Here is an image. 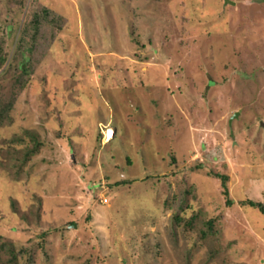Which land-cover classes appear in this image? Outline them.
<instances>
[{
    "label": "rangeland",
    "instance_id": "1",
    "mask_svg": "<svg viewBox=\"0 0 264 264\" xmlns=\"http://www.w3.org/2000/svg\"><path fill=\"white\" fill-rule=\"evenodd\" d=\"M259 203L264 0H0V264H264Z\"/></svg>",
    "mask_w": 264,
    "mask_h": 264
},
{
    "label": "trees",
    "instance_id": "2",
    "mask_svg": "<svg viewBox=\"0 0 264 264\" xmlns=\"http://www.w3.org/2000/svg\"><path fill=\"white\" fill-rule=\"evenodd\" d=\"M45 14H46V11L43 10V11H42V15L44 16ZM38 20H39V14L34 13L32 19L30 20V21H31V24H32L33 27L36 28V25H38V24H37ZM221 179H222V185H223V192H224V194H225L226 197H227V195H228V188H227V186H226V182H225V181H226V177L221 175ZM125 182H126V181L122 180V181H120V182H117L116 184H123V183H125ZM228 202H230V201L228 200ZM249 203H250V205H252V206H253V205H256V203H254V202H252V201H250ZM257 206H258L259 210L261 211V213L264 215V206H263V204H262V203H259V205L257 204Z\"/></svg>",
    "mask_w": 264,
    "mask_h": 264
},
{
    "label": "bare ground",
    "instance_id": "3",
    "mask_svg": "<svg viewBox=\"0 0 264 264\" xmlns=\"http://www.w3.org/2000/svg\"><path fill=\"white\" fill-rule=\"evenodd\" d=\"M113 135H114V130L112 128H108L106 130V135H105L106 138L111 139L113 137Z\"/></svg>",
    "mask_w": 264,
    "mask_h": 264
},
{
    "label": "water",
    "instance_id": "4",
    "mask_svg": "<svg viewBox=\"0 0 264 264\" xmlns=\"http://www.w3.org/2000/svg\"><path fill=\"white\" fill-rule=\"evenodd\" d=\"M236 114H237V113H235V114L233 115V117L236 116Z\"/></svg>",
    "mask_w": 264,
    "mask_h": 264
},
{
    "label": "clouds",
    "instance_id": "5",
    "mask_svg": "<svg viewBox=\"0 0 264 264\" xmlns=\"http://www.w3.org/2000/svg\"><path fill=\"white\" fill-rule=\"evenodd\" d=\"M104 138L106 139L105 134H104Z\"/></svg>",
    "mask_w": 264,
    "mask_h": 264
},
{
    "label": "built area",
    "instance_id": "6",
    "mask_svg": "<svg viewBox=\"0 0 264 264\" xmlns=\"http://www.w3.org/2000/svg\"><path fill=\"white\" fill-rule=\"evenodd\" d=\"M99 185V184H98ZM100 185L102 186V184L100 183Z\"/></svg>",
    "mask_w": 264,
    "mask_h": 264
}]
</instances>
